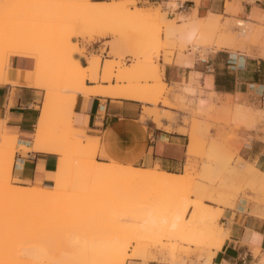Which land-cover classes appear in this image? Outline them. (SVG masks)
I'll return each instance as SVG.
<instances>
[{
  "label": "rangeland",
  "instance_id": "rangeland-1",
  "mask_svg": "<svg viewBox=\"0 0 264 264\" xmlns=\"http://www.w3.org/2000/svg\"><path fill=\"white\" fill-rule=\"evenodd\" d=\"M88 2L89 0H0V9L5 5L14 7L7 22H13L22 28L16 30L14 38H6L0 32V76L9 72V57L34 58L35 78L42 79L41 84L45 85L46 82L50 84V87L42 89L54 90L56 86L69 82L67 85L69 89L61 90L62 94L65 97L75 95L80 92L79 87L85 84L77 77L78 63L74 61L76 45H72L71 40L80 38L83 42L89 43L93 41L92 38L104 33L103 37L108 41L104 43V47L109 51L102 68L113 62V69L107 74L108 79L100 81L108 85L118 84L121 87L142 86V91L145 92L143 94L153 100L146 104L150 107L143 108L142 119L154 118L159 126L161 122H167L168 126L165 129L168 130L174 124L182 123L188 126L193 160L185 167L182 181H179L181 186L178 185L177 189L170 193L175 200L174 204L168 202L154 204L150 201V206L146 203L148 197L144 200L140 186L123 189L122 192L121 189L110 187L96 190L100 184L88 182L81 175H77L72 183L87 184L89 188L81 189V194L76 199H47L32 203L31 191L43 189L37 187L23 189L27 191L28 196L20 200L17 199L20 197H15L16 195L10 192V188L4 186L0 193L11 197L0 205L2 219L0 233L4 232L11 238L21 237L26 248L15 253L9 242L0 240V264H5L9 259H14V264H83L82 256L79 254L85 252L83 258L87 257L84 259L86 260L88 257L103 253L121 233L127 239L125 242L131 241V244L126 245L127 248L121 247L115 252L116 256L124 252L130 254L135 246L140 247L139 250L151 247L153 254V259L146 263L137 259L126 260L125 264H210L215 250L208 249L202 244L196 248L183 244L179 232L169 231L165 223L163 227L162 223L155 222L153 218L148 220L145 218L147 215L156 217V220L168 218L172 213H181L186 209L185 221L181 223L186 224L193 212L192 204L198 203L203 206L206 215L213 217L217 228L228 234L227 226L232 225V221L226 220L224 211L233 210L239 198H247L246 191L255 193L259 190L261 194L257 199L248 198L262 204V209L256 215L264 221V174L243 178L236 175V172L245 171L248 165L238 160L239 148L235 142L239 129L232 125L233 114L237 109L247 110L263 122L264 111L259 110L257 103L256 105L253 101L249 103L247 98H241L239 105L232 97L220 98L215 94H208L207 85L205 88H201L199 84L195 87H168L162 80L158 60L160 53L171 45L162 40L166 23L163 20L165 14H161L159 9L137 8L134 0H110L109 3H102L106 6L104 12L91 13L86 8ZM172 5L176 9V6ZM229 7L231 5H228L227 9ZM225 14L231 17L219 16L214 18L215 22L211 18L207 21L213 20V23L209 24L207 21L199 22L194 47L215 50L225 48L233 54L247 56H254L251 49H257L259 54L256 56L264 58V26L243 22L237 18L238 11L233 10V7ZM21 15L24 17L18 19L17 16ZM239 21L244 24L242 27L237 26ZM11 33L15 34L14 31ZM58 38L59 46L51 50V45ZM58 50L71 55L70 64L52 71L49 62H42V59L51 51ZM164 53L166 56L169 54L166 51ZM96 59L99 61L100 69V57H91L89 66L90 62ZM117 77L125 78L121 82H116ZM165 99L170 106H164L159 102ZM256 101H259V97ZM73 102L67 101L66 98L63 106L52 110L47 118L39 120L43 125L50 126L45 145L48 143V146H61L70 159L78 157L84 164L93 154L94 160L98 163L119 164L111 159L99 157L93 144L83 145L82 142L70 139H73L74 135L70 126ZM55 104L56 102L53 103L54 106ZM149 115L152 117L148 118ZM1 135L8 140L11 139L6 148L0 144V175L3 177L2 179L0 176V185H5L3 171L7 170L11 161L13 162L16 137L7 135L4 131L0 133ZM22 150L25 152L24 147ZM98 157L101 159H97ZM149 170L159 171L157 167ZM52 180L53 184L49 190L43 191L54 193L66 191L55 190V173ZM10 181V186L15 187L14 181L12 179ZM125 193L129 194V197L127 194L124 196ZM125 203L129 204V207ZM174 209L176 211H173ZM124 217L129 221H125ZM204 220L207 218L189 223L191 228L189 227L190 230L187 231L186 239H193V233L196 231H203L206 225ZM136 239L142 242L139 243L135 241ZM136 243L141 246H137ZM252 251L257 259L260 251L255 248ZM171 252L174 255H171ZM257 264H264V254Z\"/></svg>",
  "mask_w": 264,
  "mask_h": 264
},
{
  "label": "crops",
  "instance_id": "crops-1",
  "mask_svg": "<svg viewBox=\"0 0 264 264\" xmlns=\"http://www.w3.org/2000/svg\"><path fill=\"white\" fill-rule=\"evenodd\" d=\"M134 1L137 8L159 9L161 14H165L162 40L171 46L160 53L158 65L162 80L168 87H195L199 84L205 88L207 85L208 94L232 97L239 105L241 98H247L249 103H257L259 110L264 111V104L256 101L264 94V58L256 56L259 50L251 49L254 56H247L233 54L225 48L194 47L199 22L225 15L231 17L225 12L228 13L232 7L243 22L264 26V0ZM89 2L109 3L110 0ZM228 5L231 7L227 9ZM213 20L207 21L208 24ZM105 42L108 41L103 35L89 43L80 38L71 40L72 45H76L74 61L82 68L89 67L91 57H100L99 81L94 84L85 79L87 87L108 86L100 81L109 51L104 47ZM165 51L169 53L167 56ZM35 64L34 58L9 57L8 82L0 83V133L4 131L16 137L11 175L14 186L49 190L59 156L32 149L45 92L33 85ZM75 96L70 116L74 135L70 139L83 145L93 144L97 155L103 154L101 158L133 168L157 167L159 171L175 176H182L185 167L193 160L189 127L179 123L171 125L168 130L165 129L167 122H161L159 126L154 118L143 120V108L150 107L147 103L79 93ZM232 125L239 129L235 142L239 148L238 160L248 165L245 171L236 172V175L243 178L264 174V122L247 110L237 109ZM22 147L27 151L24 152ZM245 194L247 198H239L233 210L224 211L226 220H231L232 225L227 226L228 238L213 255L210 264H257L264 254V221L256 215L262 204L248 198L257 199L261 192L246 191ZM253 248L260 251L257 259Z\"/></svg>",
  "mask_w": 264,
  "mask_h": 264
},
{
  "label": "bare ground",
  "instance_id": "bare-ground-1",
  "mask_svg": "<svg viewBox=\"0 0 264 264\" xmlns=\"http://www.w3.org/2000/svg\"><path fill=\"white\" fill-rule=\"evenodd\" d=\"M32 1H37V0H32ZM105 7H106L105 4H102V3H90V2L86 3V8L91 13H102L105 11V9H106ZM13 10H14V7L10 6V5H5L0 9V30H1L0 32H2V35L6 38H14V36L16 35V33H15L16 30L22 29L21 27L17 26L13 22H10V21L7 22V19L10 17V13ZM23 17H24L23 15L17 16L18 19L23 18ZM32 17H34V16H32ZM242 25H244V24L241 23V21H239L237 23V26L242 27ZM12 31H14V33H15L14 35L11 33ZM97 34H100V33H97ZM103 34L104 33H101V35H99V36H102ZM90 37H91V35H90ZM90 39H89V41H90ZM93 39L94 38H92V40ZM59 44H60V42H59V38H58L55 41V43H53L51 45V47L53 48V49L51 48V50H54L55 47L59 46ZM70 59H71V55L58 50V51H53V52L51 51L49 54H46L43 57L42 62H47V63L49 62V66L51 67V70L53 71V69L57 70L60 67H63V66L70 64ZM92 60H94V59H92ZM112 63L107 65L106 68L105 67L103 68L102 79L106 80V78H107L106 76H108L107 74L111 73V71L113 69ZM98 64H99V61L96 59L95 61H91L90 66L85 68V69L82 68L79 64L76 66L77 77L82 81V83L84 82L85 79H87L89 82L94 83V84L99 81V76H98V70H99L98 66L99 65ZM65 68L68 69V67H65ZM7 76H8V73L1 75L0 76V83H7L8 82ZM124 78L125 77H119V78L117 77L116 82L117 81L121 82ZM42 82H43L42 79H38L36 77V78H34L33 85L37 86V88L40 87L39 89L48 88V86L50 87L49 82H46L45 85L41 84ZM11 84L17 85L15 83H11ZM68 84H69V82H66L62 86H56L54 88V90H50V89L45 90L44 101H43L42 106H41L40 121L44 118H47V115L52 110L58 109L61 106H63L65 104L66 98H67V101H69V102H72L76 99V96L74 94H72L68 97H65V95L63 96V94H62L63 92L61 90L65 91V90L69 89L67 87ZM79 90H80L79 93L82 95H98V96H106V97H111V98L112 97H114V98L120 97L123 99L136 100V101H139L141 103H147V104L151 103V101L153 102V100H151V98L148 95L143 94L145 92L142 91L143 89H142V86L140 87V85L139 86H133V87H130V86L129 87H127V86L121 87L118 84H114V85H108L105 87H103V86L87 87L86 85L82 84L79 87ZM54 101L56 102L55 106L53 105V103H55ZM154 102H156V101H154ZM159 102L161 104H163L164 106H170L166 100H162V101L159 100ZM40 121L38 123L37 131L35 134L36 139L34 141V146L32 149L35 151H39V152H47V153L50 152L53 154L56 153L59 156L57 168L55 171V186L54 187H55L56 191H57V189L58 190L59 189L60 190L65 189L66 191L62 192V193H59V192L56 193L55 192L56 193L55 194L54 192H47V191H43V190L40 191V189L39 190L36 189L37 191H31V192H33V193H31V198L33 201L32 203H36L38 201L47 200V199L48 200L49 199L50 200H58L60 198V199L67 200L69 198H73V199L78 198L79 194H81L80 190L81 189H88L89 187H87L88 186L87 184L78 185L77 183H72V182H74L73 180L75 179V177L77 175H81L88 182H94V184H97V185L100 184L96 190H99L103 187H105V188L110 187V188L121 189V192H122L123 189L128 190V188L130 189L131 187L140 186L142 191H143L142 196L145 197L144 200H146L147 197L149 199V200H146V203H149V205H150V201L154 202V204L155 203H163V202H168V204H174L175 203V200L172 196H170V193L172 192V190H174L176 187H178V185L181 184V183H179V181L181 180L182 176H175V175L163 172V171H152L149 169H137V168H132L131 166H124V165H120V164H116V163L109 164V165L101 164V163H98L94 160L95 154H93L92 158L89 161H85L86 162L85 164L78 157H76L75 159H72V158L70 159L69 156L64 152L65 149L63 147H61V146L58 147V146H54V145L48 146L49 144L47 142H46L47 145H45L44 142H45V138H47L46 135L49 132V130H48L49 125L48 126H47V124L43 125L42 122L40 123ZM9 140L7 137H4L1 135L0 136L1 146H4L6 148V144L7 143L10 144V142H11V139H9ZM14 140H16V138H14ZM9 144H7V145L9 146ZM24 150H25V152L27 151L26 148H24ZM102 156H103V154L100 153L99 157H102ZM10 160H12V159H10ZM12 165H13V162L11 161L9 166L7 167V170L3 171V172H5L4 177H5L6 181H5V185L4 184L0 185V189H3L4 186H7L8 188H10V192L16 195V196L14 195L15 197H20L17 199H20V200L25 199V196H26V198L28 196V195H26L27 191L23 190L22 188L19 189V187L17 188V187L10 186V182H11L10 180H11V175H12ZM1 178L3 179L2 176H1ZM95 182H97V183H95ZM134 189L136 190L137 188H134ZM127 190H124V192L125 191L127 192ZM103 191H101V193ZM105 191H106V189H105ZM115 192H117V191H115ZM121 192L119 191V193H121ZM126 194L127 193H125L124 196H126ZM136 194H138V192ZM136 194L134 193V195H136ZM127 195L129 197V194H127ZM9 197H11V196L2 195L0 193V205L3 202H5L6 200H9ZM106 197H107V194H106ZM126 198L127 197H125V199ZM134 198H136V197L134 196ZM10 199H12V198H10ZM127 201H129V200H127ZM125 204L127 205V203H125ZM151 204L154 205L153 203H151ZM127 206L129 207V204ZM191 207L193 208V212L191 213V215L187 219L186 224H181L182 221H185L186 211H187L186 209H184L181 213L180 212L172 213V215L168 218H160L157 220H156V217L147 215L145 220H148L149 218H153V219H155V222H158V223L160 222L162 224L165 223L166 227L169 229V231L171 230L174 232H176V231L179 232L180 240H181V243H183V244H187L188 246L191 245V246H194L195 248L201 247L200 244H202L203 246L207 247L208 249L215 250V252L217 253L221 249L224 241L228 238V234L217 228V224L214 221L213 217L206 215L203 212V206L201 204L194 203V204H192ZM142 209H140V210H142ZM127 210H129V209H127ZM173 211H176V209H174ZM127 212H129V211H127ZM141 212L143 213V210ZM5 213H7V212H5ZM2 217H3V215H2ZM132 218L133 217H131V219ZM202 218L203 219L207 218V220H204V221H206V225H205L203 231L194 232L193 233V239L192 238L186 239L188 236L187 231L190 230L189 227L191 228L189 223L194 222L197 219L202 220ZM127 220L125 218V221H127ZM143 220H144V218H143ZM0 221H2V219H0ZM165 224H163V227H165ZM147 226L148 225H146L145 228H147ZM155 226H157V225H155ZM143 227H144V225H143ZM149 227H151V226H149ZM129 229H126V230H129ZM197 229H200V228H197ZM137 230H139V229H137ZM138 234H141V233H138ZM118 236L119 237L116 239V241L112 242L108 246L106 251H104L103 253H100V254L98 253L97 255H93L91 257H88V259H86V260H84V259L87 257L83 258V256L85 255V252L79 254L80 257L82 256L81 259H83V260H81V263L83 262V264H125L126 260H129V259H140L143 262H148V261H151L153 259V254H151V250H150L151 247H147L143 250L141 248V250H142L141 251V250H139L140 247L136 248V246H135V248L133 247V250L130 254L122 252L123 253L122 255L116 256L115 252L120 250L121 247L127 248V246H129L128 244H131V241H129L130 243L125 242V240L127 241V239H126L124 234L121 233ZM136 237H138V236H136ZM0 240H5V241L9 242L11 245L12 251L15 253L20 252L26 248L24 246L22 240H21V237H19V236H16L15 238H11L10 236H8L7 234H5L3 232V233H0ZM135 241H137L139 243L142 242V240L138 241L137 239ZM136 245L138 246L140 244L136 243ZM152 246H154V245H152ZM171 255H174V253L172 254V252H171ZM13 261H14V259H9L5 262V264H14Z\"/></svg>",
  "mask_w": 264,
  "mask_h": 264
},
{
  "label": "built area",
  "instance_id": "built-area-1",
  "mask_svg": "<svg viewBox=\"0 0 264 264\" xmlns=\"http://www.w3.org/2000/svg\"><path fill=\"white\" fill-rule=\"evenodd\" d=\"M259 102L261 104H264V94H262L260 97H259Z\"/></svg>",
  "mask_w": 264,
  "mask_h": 264
}]
</instances>
